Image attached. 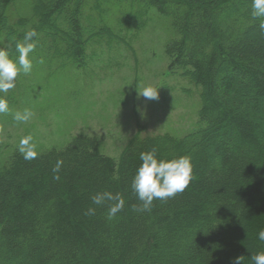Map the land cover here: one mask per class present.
I'll use <instances>...</instances> for the list:
<instances>
[{
    "label": "trees",
    "instance_id": "1",
    "mask_svg": "<svg viewBox=\"0 0 264 264\" xmlns=\"http://www.w3.org/2000/svg\"><path fill=\"white\" fill-rule=\"evenodd\" d=\"M251 4L0 0V48L12 59L25 33L37 32L33 74L19 72L15 87L0 93L9 111L36 104L42 72L83 71L116 46L112 39L131 40L155 17L168 29L169 72L187 77L201 101L195 129L181 137L138 129L119 157L86 133L44 146L30 161L0 138V264H235L239 256L254 264L252 255L264 252V18L251 15ZM9 124L0 132L23 136L10 133L20 122ZM152 148L162 159L191 157L193 179L137 211L131 183L140 153ZM103 192L124 201L115 217L108 216L115 201L92 203ZM90 207L94 215L85 214Z\"/></svg>",
    "mask_w": 264,
    "mask_h": 264
},
{
    "label": "rangeland",
    "instance_id": "2",
    "mask_svg": "<svg viewBox=\"0 0 264 264\" xmlns=\"http://www.w3.org/2000/svg\"><path fill=\"white\" fill-rule=\"evenodd\" d=\"M165 25L155 17L131 40L112 39L116 46L95 55L83 71L36 72L42 87L35 93L36 104L25 108L33 116L10 127V133L23 136L18 139V135L8 137L0 132V138L14 146L31 135L38 150L51 144L64 145L71 137L86 133L100 138L104 152L119 157L138 129L142 135L168 132L176 137L195 129L199 92L187 77L169 72L163 50L168 35ZM146 86L158 89V99L137 97ZM14 113H1L0 131L7 122H16ZM25 129L31 134L24 135Z\"/></svg>",
    "mask_w": 264,
    "mask_h": 264
},
{
    "label": "clouds",
    "instance_id": "3",
    "mask_svg": "<svg viewBox=\"0 0 264 264\" xmlns=\"http://www.w3.org/2000/svg\"><path fill=\"white\" fill-rule=\"evenodd\" d=\"M252 13L254 18H264V0H252ZM264 28V22L260 24ZM37 36L35 29L28 30L22 42L16 43V52L18 59H12L9 51L0 48V93H7L15 87V79L19 72L25 74L32 70V61L29 54L35 50L36 44L33 38ZM143 97L146 100H156L159 97L158 89L153 86H146L142 91L137 92V97ZM9 105L5 98L0 97V113H8ZM33 113L29 109L23 112H16L13 119L18 122H27ZM32 136L22 137L19 141L18 151L25 160L35 159L38 155L36 145L32 142ZM141 164L136 169L132 179L131 187L136 193L138 199L142 202L137 211L151 210L154 200H166L183 192L193 179V166L191 157L179 156L172 159L158 158L156 149L140 153ZM62 161H58L53 168V172H58ZM58 179V177H56ZM92 203L102 205L105 200L115 201L108 209L109 218L115 217L124 207V201L119 193L115 195L111 192L97 193L92 198ZM86 215H94L95 208L87 209ZM258 239L264 241V229L258 233ZM254 264H264V252H258L252 255ZM235 264H242V256L235 258Z\"/></svg>",
    "mask_w": 264,
    "mask_h": 264
}]
</instances>
